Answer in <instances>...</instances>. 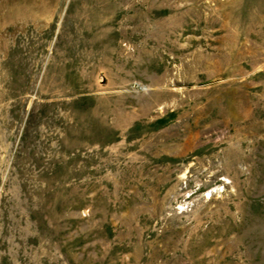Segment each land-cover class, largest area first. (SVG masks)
Returning <instances> with one entry per match:
<instances>
[{
	"label": "rangeland",
	"instance_id": "rangeland-1",
	"mask_svg": "<svg viewBox=\"0 0 264 264\" xmlns=\"http://www.w3.org/2000/svg\"><path fill=\"white\" fill-rule=\"evenodd\" d=\"M0 264H264V0H0Z\"/></svg>",
	"mask_w": 264,
	"mask_h": 264
}]
</instances>
